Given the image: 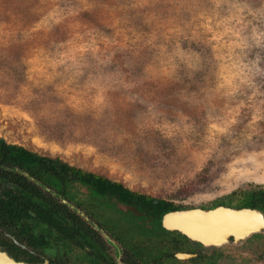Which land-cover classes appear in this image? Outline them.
<instances>
[{
  "label": "rangeland",
  "instance_id": "rangeland-1",
  "mask_svg": "<svg viewBox=\"0 0 264 264\" xmlns=\"http://www.w3.org/2000/svg\"><path fill=\"white\" fill-rule=\"evenodd\" d=\"M0 139L185 210L264 187V0H0ZM247 239L196 250L264 264Z\"/></svg>",
  "mask_w": 264,
  "mask_h": 264
},
{
  "label": "trees",
  "instance_id": "trees-1",
  "mask_svg": "<svg viewBox=\"0 0 264 264\" xmlns=\"http://www.w3.org/2000/svg\"><path fill=\"white\" fill-rule=\"evenodd\" d=\"M30 178L44 185L50 193ZM78 187L87 191L85 205L77 199ZM52 190L55 196H52ZM61 198L75 202L76 207H81V211L92 221L96 220L100 228L116 238L124 251L134 255L138 262L162 264L161 259L166 255L162 245L167 239L180 238L190 243L181 233L167 231L162 226L165 214L185 210L182 207L132 192L121 183L0 139V226L18 232L21 238L27 236V241L34 239L31 236L35 230L40 233L48 230L50 238H41L42 243L38 242L43 252L51 254L59 251L71 261L66 255L67 250L84 246L90 253L84 249V254L76 255L73 262L85 264V256L88 255L86 260H89V264H99L105 241L75 211L63 205ZM220 203L216 207L247 208L264 213V187L233 192ZM119 204L128 206V215L131 213L133 218L122 222V225L117 215L126 211L121 210ZM53 231L57 234L51 239ZM34 246L36 248L37 245ZM149 249L153 251L149 252ZM176 251H180V247ZM172 252H175L174 248L170 249V256L174 258ZM22 254L29 257L28 261H33L27 253Z\"/></svg>",
  "mask_w": 264,
  "mask_h": 264
},
{
  "label": "flooded vegetation",
  "instance_id": "flooded-vegetation-1",
  "mask_svg": "<svg viewBox=\"0 0 264 264\" xmlns=\"http://www.w3.org/2000/svg\"><path fill=\"white\" fill-rule=\"evenodd\" d=\"M66 201L68 202V200H66ZM61 203L65 206H68V208H70L71 210L75 211L83 219V216H81L78 213L79 211L76 210L77 208H72L69 206L70 205L69 202L65 204L61 200ZM259 212H261V211H259ZM261 213L263 214L262 220L264 223V213L263 212H261ZM84 221L86 222L87 225L92 227V225L87 222L89 220H87V221L84 220ZM162 226H163V224H162ZM94 230H96V229H94ZM96 231H98V230H96ZM167 231H169V230H167ZM48 232L49 231L47 230L45 232L40 233V231L35 230L33 232V236H31L34 239L27 241V239H26L27 236H26V238H21V236L19 235L18 232H16L17 233L16 234L9 227L0 226V252L6 253L10 258L15 260L16 262H24V263H28V264H79L78 262H73L74 259H72V257H70V259H69L71 261H68L66 259V257L64 255H62L60 252L56 251V252L51 253V254H47V253L43 252V250L40 248V246H38V245H40L38 242L42 243V239L46 240V238H50V233H48ZM98 232L100 233V231H98ZM55 234H57L56 231H53V233H51V239L53 238V236ZM100 235H101V233H100ZM35 236H36V238H35ZM262 236H264V227L260 228L257 233L249 236L248 239H250V238L254 239V238H258V237H262ZM11 237L13 239H11ZM114 239L117 241L116 243H118V244H120V246H122L121 243L116 238H114ZM182 240L183 239L180 240V238L178 239V242L182 243V246L180 247V251H176V248H175L176 246L174 243L171 244V247H173L175 249V252H172V255L174 256V258L170 256V254H171L170 250H168V249L163 250L162 249V251L166 254L161 259L162 263L167 262V261H174V262L179 263V264L183 263V262H188L189 264H206V263L207 264H214L215 262H219L220 260H222L223 256L218 254L216 257L215 256L211 257L210 260L207 261L209 259V255L206 253H203L202 251L198 252L196 249L197 248L200 249L199 247H201V249L211 248L214 250H219V248H224L225 244H228L229 242L240 241V239H235V238L231 237L224 244L217 245V246L205 247L199 243L191 241L190 239H188L190 241V243L186 242L185 240H183V241ZM32 242L34 245L35 244L37 245L36 248L32 244ZM11 244H13V247L11 246ZM105 245L106 244L102 245V255L99 258V260H100L99 264H109V263H111V264L112 263H115V264H145V263L138 262L137 259L134 257V255H132L131 253H126V252H124L125 257L122 258V262L118 263L112 256H110V254L108 253V248H105ZM74 249H77V248L74 247ZM84 249H86V251H88V253H90V250L87 248H84V246H83L82 250H81V255L84 254V252H83ZM148 251L152 252L153 250L149 249ZM24 252L27 253L28 255H30L31 260H33L32 262L27 260V259H29V257H26L25 255L22 254ZM128 254H130V255L128 256ZM179 254H182L181 257L184 256V258H179L178 257ZM73 256H76V255H73ZM86 258H88V255L85 256V264H89V260H86Z\"/></svg>",
  "mask_w": 264,
  "mask_h": 264
},
{
  "label": "water",
  "instance_id": "water-1",
  "mask_svg": "<svg viewBox=\"0 0 264 264\" xmlns=\"http://www.w3.org/2000/svg\"><path fill=\"white\" fill-rule=\"evenodd\" d=\"M27 176V174H25ZM28 177V176H27ZM31 179V178H30ZM33 181V179H31ZM38 186L42 187L44 190H49L44 185L37 181H33ZM63 203H68L65 199L61 198ZM70 206V205H69ZM71 207V206H70ZM251 213L255 215V219L258 223L262 222L263 214L257 210L252 209H235L225 206H218L213 209L203 210V209H189V210H180V211H173L165 214L162 218L163 227L166 230L172 232H179L182 235L186 236L193 242L199 243L205 247L209 246H217L227 242V240L231 237L235 239H247L252 234H255L259 231L260 228L264 227V223L257 228L253 225V227L249 229H244L245 223L240 216L244 215V213ZM81 216L80 212H78ZM183 213L184 216L179 220V226L169 228L167 226V217L171 214H180ZM194 215V216H193ZM192 220H196L200 222L199 224L192 225ZM219 221L220 228L213 229L208 228L209 224H214ZM243 222V223H242ZM260 225V224H259ZM258 225V226H259ZM207 227V228H206ZM11 239H13L11 237ZM182 254H179V258ZM0 264H28L24 262H16L12 258H10L6 253L0 252Z\"/></svg>",
  "mask_w": 264,
  "mask_h": 264
},
{
  "label": "bare ground",
  "instance_id": "bare-ground-1",
  "mask_svg": "<svg viewBox=\"0 0 264 264\" xmlns=\"http://www.w3.org/2000/svg\"><path fill=\"white\" fill-rule=\"evenodd\" d=\"M184 214L183 213H180V214H171L167 217V226L169 228H175L177 226H179V220L181 217H183ZM194 216V215H193ZM244 221H247V222H244L246 225L244 227V229H249L251 227L256 226L257 228H259L262 224H263V220L262 222L258 223L255 219V215H252L251 213H244V215L240 216ZM192 222V225H195V224H199L200 225V222L196 221V220H192L190 221ZM222 221H219L217 223H214V224H209L208 228H213V229H218L220 228V223ZM243 223V222H242ZM260 224V225H259ZM259 225V226H258ZM207 228V227H206Z\"/></svg>",
  "mask_w": 264,
  "mask_h": 264
}]
</instances>
